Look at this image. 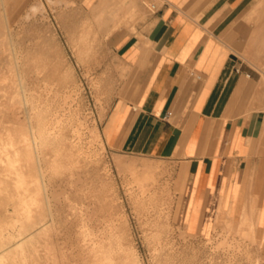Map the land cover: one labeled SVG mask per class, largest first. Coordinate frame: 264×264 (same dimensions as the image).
<instances>
[{
    "label": "crops",
    "instance_id": "obj_1",
    "mask_svg": "<svg viewBox=\"0 0 264 264\" xmlns=\"http://www.w3.org/2000/svg\"><path fill=\"white\" fill-rule=\"evenodd\" d=\"M57 1L85 17L78 31L110 36L126 67L101 125L106 148L168 161L172 223L208 239L232 220L253 239L238 257L264 264V82L244 62L247 44L264 51V27L247 21L261 0Z\"/></svg>",
    "mask_w": 264,
    "mask_h": 264
},
{
    "label": "rangeland",
    "instance_id": "obj_2",
    "mask_svg": "<svg viewBox=\"0 0 264 264\" xmlns=\"http://www.w3.org/2000/svg\"><path fill=\"white\" fill-rule=\"evenodd\" d=\"M34 1L36 0H31L21 10H16V8L13 9L16 5L9 6L8 0H0V31H4L2 35L0 32V72L5 75L15 72L16 76L25 78V84L19 85L22 92L42 94V99L48 98L49 100L56 92H59L64 97L61 96L59 100L62 102L64 100L66 108L70 110L79 108V122H81L79 126L83 124V128L80 127L81 142L84 146L82 157L84 168L82 169H85L84 172L80 169L82 173H79L80 181L76 186L70 187L65 178L59 179L58 177L55 178L56 180L47 181L52 183L48 187V194L49 198L51 197L53 209H51V214H48L49 232L36 234L39 237L36 242L39 251H37L39 254L36 263H53L51 258L45 257L48 252L45 244L51 240L49 245L54 248L57 264H64L63 261L65 264L69 262L70 264H84L79 256L77 242L80 237L77 233L80 230L78 214L81 208L89 204L95 207L96 213L102 216L110 212L113 226L115 225V229L120 231V234L124 232L122 242L136 253L139 264H245L247 260L242 256L238 257V253L242 252L238 250V243L240 242L239 244L243 246L242 243L249 239L241 236L240 233L231 232L235 224L232 220H228L229 224H225L226 229H222L221 233L208 239L190 235L172 223L170 219L172 171L168 161L146 155L117 154L110 152L104 145L101 125L118 94L126 71L123 63L114 53L112 43L109 41L110 36L106 38L101 36L99 39L96 34L90 33L86 37L87 41L74 42L71 38H76L84 31V27H81L80 32H76L78 24L85 17L83 18V15H80L71 5L67 8L64 1L60 3L57 0H37L41 6L36 8L33 4L29 8ZM66 9L68 17L64 20L62 14L64 10L66 12ZM148 9H152L151 4L148 5ZM251 13L247 21L252 27L248 29L253 30L256 24L264 27V0H261L257 9ZM87 44H90L91 48L85 51V54L84 48ZM244 51L252 55L251 61L244 60L246 66L255 69L261 75L263 83L264 51L261 52L260 49L250 44L246 45ZM41 62L45 65H37ZM10 64L13 65L10 66ZM67 67H70L72 71L70 75L76 82L74 86H72L70 77L65 78ZM4 88L7 89L6 86ZM0 94H5V90L2 89ZM5 98L6 95L0 97V101ZM27 108L28 105L25 103H15L6 107L4 109L6 112L4 111L5 114L3 118L1 117L3 120L1 125L10 128L20 126L29 114ZM96 132L99 133L98 138L100 139L94 136ZM117 155L132 160L156 163L159 166L153 172L156 177H154L153 189L151 188L158 197V215L151 209L145 212L147 215H142L136 209L129 195V186L133 184L132 173L129 170L118 168L114 161ZM51 190L56 194H52ZM12 203V201L0 202V220L4 218L8 220L15 215ZM99 203L103 205L99 206ZM156 216L159 218L156 219ZM100 222V230L97 229L99 231L95 232L103 235L106 229V232L109 230L106 225L108 222L104 220ZM155 222H157V228L162 231L160 236L154 235ZM240 229L243 230V228ZM153 238L160 241L158 253L161 254L160 257L158 254V261L154 259L152 253ZM249 241L252 242L253 239ZM245 243L247 245L248 242ZM59 257L63 259L62 262ZM92 263L97 264L95 261Z\"/></svg>",
    "mask_w": 264,
    "mask_h": 264
},
{
    "label": "bare ground",
    "instance_id": "obj_3",
    "mask_svg": "<svg viewBox=\"0 0 264 264\" xmlns=\"http://www.w3.org/2000/svg\"><path fill=\"white\" fill-rule=\"evenodd\" d=\"M40 6V2L36 1L35 7L38 8ZM4 18H6L5 22L7 24L6 13ZM83 29L84 31L81 32L82 34L79 33L80 30L78 32L76 31L79 35L74 39L72 37V41H87L86 37L90 33H94L93 27L91 26H85ZM0 32L2 35L4 31ZM6 38L10 39V37L7 36ZM90 48V44H87L86 48H84V52H87ZM12 65L13 64H10V66ZM37 65L44 66L45 63L41 62ZM71 72L70 67H67L65 72L67 76H65V78L68 79L70 77L72 86H74L76 82L70 75ZM24 82L25 78L16 76L15 72H11L10 75H5L0 72V91L2 89L5 90V94H0V97L6 95V100L0 101V202L7 203L12 201L15 213V215L8 220L5 218L0 220V263L2 264H37L36 260L39 253L37 254L36 242L39 237H37L36 234H46L49 232L50 224L48 222V214H51V209H53L50 201L51 197L49 198L48 194V187L49 185L51 186L52 183L50 184V182L47 181L58 177L59 179L65 178L66 183L69 184L70 187L76 186L80 181V174L82 173H80V169L84 168V164H82L84 146L81 142L82 136L80 137V127L83 128V124L79 126V123H81L79 122V108L72 110L66 108L64 100L63 102L59 100L62 96L59 92H56L51 100L48 98L42 99V94H35V92H22L19 85ZM4 86H6L7 89H5ZM15 103H25L28 105L27 110L29 114L27 119H23V122H21L18 127L10 128L5 125V127H3L1 125L3 122L1 117L6 112L4 109ZM94 136L98 138L99 133L96 132ZM114 161L119 169H126L132 173L133 184L129 186V195L136 209L142 215L146 214L145 212H148L150 209L158 215V197H156V192L152 191V187L154 177H156L153 175V172H155L154 170H157L159 166L156 163L132 160L122 157L121 155L115 156ZM51 192L52 194H56L55 191L51 190ZM101 205L99 203V206ZM104 207L103 209H105ZM107 207L108 206H106V209ZM58 217H60V215ZM78 217L80 225V230L77 232L80 236L77 239L79 244L78 250L79 256L82 258L84 264H93L92 261H95V263L97 262V264H139L136 253L131 247L126 246L122 242V234L124 232L120 234V231L115 229V225L113 226L110 212L102 216L96 213L95 207H91L88 204L86 207L81 208ZM157 217L158 216H156V219ZM100 220H104L106 223L108 222L106 225L109 230L106 232V229L103 235H100V232H95L99 229ZM94 221L95 224H93ZM225 223H228V220H225ZM104 229L105 228H103V230ZM154 229V235L160 236L162 231L157 228V222L154 224ZM49 242L47 241L45 244L46 250L48 249V254L46 253L45 257L51 258L53 261L52 264H57V257L53 251L54 248L49 245ZM152 242L153 257L158 261V243L160 241H158L157 238H153ZM48 245L51 248L48 247ZM65 255L67 256V254ZM77 256L78 254L76 257ZM59 258L62 262L63 259H61V257ZM63 262L65 264V261ZM66 262L68 261L66 260ZM67 264H70V262Z\"/></svg>",
    "mask_w": 264,
    "mask_h": 264
}]
</instances>
